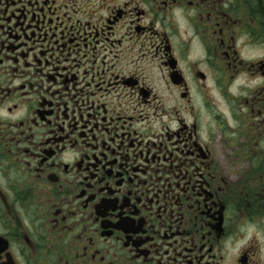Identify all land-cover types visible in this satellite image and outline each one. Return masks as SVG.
<instances>
[{"label": "flooded vegetation", "instance_id": "obj_1", "mask_svg": "<svg viewBox=\"0 0 264 264\" xmlns=\"http://www.w3.org/2000/svg\"><path fill=\"white\" fill-rule=\"evenodd\" d=\"M0 264H264V0H0Z\"/></svg>", "mask_w": 264, "mask_h": 264}, {"label": "rangeland", "instance_id": "obj_2", "mask_svg": "<svg viewBox=\"0 0 264 264\" xmlns=\"http://www.w3.org/2000/svg\"><path fill=\"white\" fill-rule=\"evenodd\" d=\"M257 54H254V55H252V56H256Z\"/></svg>", "mask_w": 264, "mask_h": 264}]
</instances>
